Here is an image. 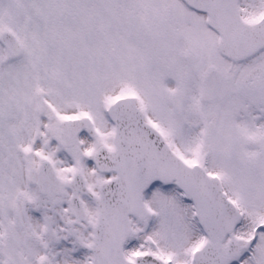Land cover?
Returning a JSON list of instances; mask_svg holds the SVG:
<instances>
[{
    "label": "snow or ice",
    "instance_id": "1",
    "mask_svg": "<svg viewBox=\"0 0 264 264\" xmlns=\"http://www.w3.org/2000/svg\"><path fill=\"white\" fill-rule=\"evenodd\" d=\"M0 264H264V0H0Z\"/></svg>",
    "mask_w": 264,
    "mask_h": 264
}]
</instances>
